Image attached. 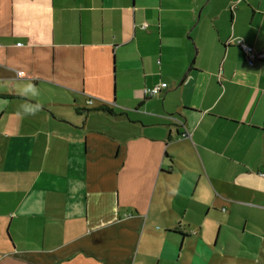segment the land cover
Listing matches in <instances>:
<instances>
[{"label": "crops", "instance_id": "crops-1", "mask_svg": "<svg viewBox=\"0 0 264 264\" xmlns=\"http://www.w3.org/2000/svg\"><path fill=\"white\" fill-rule=\"evenodd\" d=\"M239 41L264 0H0V264H264Z\"/></svg>", "mask_w": 264, "mask_h": 264}, {"label": "built area", "instance_id": "built-area-1", "mask_svg": "<svg viewBox=\"0 0 264 264\" xmlns=\"http://www.w3.org/2000/svg\"><path fill=\"white\" fill-rule=\"evenodd\" d=\"M239 45L246 54L248 60L250 62H254L256 60H260L264 57V53H257L252 47L242 43L239 41ZM25 73L23 71H18V76H24ZM166 84L162 83L160 85L155 86L154 88H146L144 90L145 94L148 96H154L158 94L162 89L166 88ZM89 104H92V101H88Z\"/></svg>", "mask_w": 264, "mask_h": 264}, {"label": "rangeland", "instance_id": "rangeland-1", "mask_svg": "<svg viewBox=\"0 0 264 264\" xmlns=\"http://www.w3.org/2000/svg\"><path fill=\"white\" fill-rule=\"evenodd\" d=\"M18 74V73H17ZM25 76V75H24ZM24 76H20V77H24ZM89 104V103H88ZM89 105H91V104H89Z\"/></svg>", "mask_w": 264, "mask_h": 264}]
</instances>
